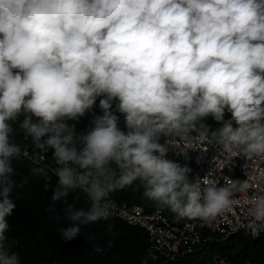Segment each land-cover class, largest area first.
I'll use <instances>...</instances> for the list:
<instances>
[{
    "label": "clouds",
    "instance_id": "obj_1",
    "mask_svg": "<svg viewBox=\"0 0 264 264\" xmlns=\"http://www.w3.org/2000/svg\"><path fill=\"white\" fill-rule=\"evenodd\" d=\"M98 97L102 115L78 132L68 121ZM14 131L31 141L30 155ZM194 132L228 157L264 159V0H0V264H22L7 233L14 193L28 183L14 178V163L25 158L30 175L51 186L47 210L63 201L64 241L109 219L110 193L134 182L180 218L212 222L231 210L247 180H192L160 143L191 142ZM77 190L87 207L76 196L68 203ZM247 215L244 227L259 236L264 194Z\"/></svg>",
    "mask_w": 264,
    "mask_h": 264
},
{
    "label": "trees",
    "instance_id": "obj_2",
    "mask_svg": "<svg viewBox=\"0 0 264 264\" xmlns=\"http://www.w3.org/2000/svg\"><path fill=\"white\" fill-rule=\"evenodd\" d=\"M97 115H102L99 103H95L78 121L69 122L75 123L78 132H86ZM207 123L215 127L211 117ZM13 137L18 141L23 135L14 131ZM163 138L161 137L160 143ZM32 166L25 159L14 163L17 171L14 178L17 181L27 178L28 183L14 193L17 206L8 217V244L12 251L20 254L22 264H140L145 257V233L117 220L90 223L82 226L80 236L71 241L62 240L58 229L66 228L71 223L65 220L61 211L63 201L56 203V210H47L53 194L51 186L46 190L43 179L30 175L29 169ZM56 182L57 179L52 176L51 184L54 186ZM143 191L139 182H134L111 194L116 202L131 205L140 204V200L145 198ZM74 196L79 197L77 208L88 206L84 193L79 190L69 195L68 203L73 202ZM156 207L158 206L150 208ZM97 248L102 251L97 252ZM215 258H221L228 264H264V239L250 241L235 235L224 245L205 246L190 259L194 264H213Z\"/></svg>",
    "mask_w": 264,
    "mask_h": 264
},
{
    "label": "built area",
    "instance_id": "obj_3",
    "mask_svg": "<svg viewBox=\"0 0 264 264\" xmlns=\"http://www.w3.org/2000/svg\"><path fill=\"white\" fill-rule=\"evenodd\" d=\"M101 98L103 97H98L96 103ZM226 118H230V114L226 113ZM192 137L191 142L174 136L164 137L161 141V144L166 142L169 149L168 159L192 169L190 179L198 177L202 184L207 181L223 185L228 180H233L231 174L236 179L247 180L249 187L246 192L236 194L237 202L231 210L220 214L212 222L180 218L164 208L116 202L110 193L115 207L109 219L102 221L117 220L129 227L143 230L146 236L144 253L145 256H150L149 264H194L190 259L193 254L208 245H224L235 235L250 241L264 239V230H261L259 236L253 237L244 227L249 221L247 208L252 197L264 194V159L247 160L236 154L228 157L217 151L215 146L201 141L197 133H192ZM15 142L29 155L34 150L24 137ZM25 160L30 162L27 158ZM45 163L54 166L52 150L46 154ZM214 261L217 264H228L221 258H215Z\"/></svg>",
    "mask_w": 264,
    "mask_h": 264
},
{
    "label": "rangeland",
    "instance_id": "obj_4",
    "mask_svg": "<svg viewBox=\"0 0 264 264\" xmlns=\"http://www.w3.org/2000/svg\"><path fill=\"white\" fill-rule=\"evenodd\" d=\"M116 103H118V101L113 102V112H114L115 115H117V116L119 117L118 127L122 128V129L126 132V131H127V128H126V124H125L124 114L115 111V104H116ZM68 123H70V122L68 121ZM213 123H214V122H213ZM70 124H71V123H70ZM214 126H215V125H214ZM230 177H231L232 179H236L234 175H231V174H230ZM139 203H140V204H143V205H145V206H148V207H151V206H155V205H156L155 202L150 201V200H148L147 198H143V199H141ZM213 264H217V262L214 261Z\"/></svg>",
    "mask_w": 264,
    "mask_h": 264
}]
</instances>
